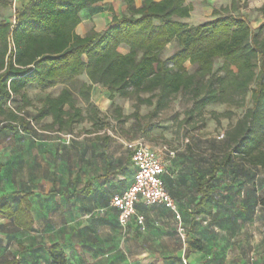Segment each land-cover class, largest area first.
Segmentation results:
<instances>
[{
  "label": "trees",
  "instance_id": "16d2710c",
  "mask_svg": "<svg viewBox=\"0 0 264 264\" xmlns=\"http://www.w3.org/2000/svg\"><path fill=\"white\" fill-rule=\"evenodd\" d=\"M101 1L32 0L17 8L14 16L0 17V137L9 131L35 133L38 128L70 134L86 120L70 90L84 75L90 83H82L78 93L85 103H90L94 87L106 89L111 99H135L131 115L123 116L120 109L116 112L120 122L134 119L139 130L140 121L145 118L139 114L141 106L152 108L147 117L154 118L178 95L189 92L194 107L183 121L187 124L210 106L243 108L250 93V107L226 131L218 154L209 156L205 171L195 168L194 159L190 169L186 155H175L171 160L174 164L180 157L182 167L192 173L190 189L198 196L189 213L192 228L198 217L214 222L221 210L230 211L239 196L240 208L247 214L245 222L264 216V193L252 174L253 169L264 170V6L258 9L263 21L256 30L241 14L246 7L241 0L215 9L212 21L197 26L182 21L193 12L186 0H143L139 8L135 0H125V14L113 16L102 33L92 31L84 37L77 34L81 12ZM12 6V0H0V8ZM171 44H176L177 50L164 59ZM121 48L128 52H121ZM218 61L222 65L216 69ZM59 85L64 86L59 95L48 96L39 107L28 96L31 89L47 91ZM221 116L231 118L232 113ZM46 119L51 122L42 123ZM89 121L91 133L108 143L110 137L100 133L110 124L100 117L97 108L91 107ZM187 148L191 150V145ZM167 174L168 168L163 179L177 206L167 187ZM116 194L119 193L110 195V204ZM30 198V193L24 194L15 211L7 204L0 206V211L7 218H14L15 226L23 231H31L34 226ZM227 200L229 209L223 207ZM146 207L165 209L177 221H183L178 206L180 220L162 205ZM144 227L146 231L145 218ZM129 228L123 231L128 233ZM188 243L192 251L205 248L196 239H189ZM46 252L47 264H67L59 244ZM0 264L23 263L13 257L0 260Z\"/></svg>",
  "mask_w": 264,
  "mask_h": 264
},
{
  "label": "crops",
  "instance_id": "0c3cea01",
  "mask_svg": "<svg viewBox=\"0 0 264 264\" xmlns=\"http://www.w3.org/2000/svg\"><path fill=\"white\" fill-rule=\"evenodd\" d=\"M30 1L15 0L23 5ZM108 1L81 12L77 34L86 36L79 27L102 16L101 4ZM142 1L135 0L137 8ZM63 88H34L28 96L39 107L40 101L58 96ZM2 142L8 146L5 155H0V206L7 204L15 211L22 196L30 193L34 220L32 230L23 231L15 226L14 218L0 211V235L8 246L5 259L19 257L23 264H47L46 250L59 244L67 264H240L254 258L264 264V218L254 217L238 232L235 219L227 212L214 222L198 217L192 228L189 213L198 196L190 197L192 173L182 167L180 157L168 170L166 182L183 221H177L170 211L141 202L137 214L145 218L147 230H139L133 220L125 233L109 202L112 193H120L132 183V154L125 145H116L113 152L110 141L103 142L94 133L76 135L75 130L70 134L36 130L21 136L9 131L0 137V145ZM184 187L187 193L179 196L178 189ZM224 206L229 209V200ZM189 239L201 241L205 248L192 251Z\"/></svg>",
  "mask_w": 264,
  "mask_h": 264
},
{
  "label": "rangeland",
  "instance_id": "374dc122",
  "mask_svg": "<svg viewBox=\"0 0 264 264\" xmlns=\"http://www.w3.org/2000/svg\"><path fill=\"white\" fill-rule=\"evenodd\" d=\"M140 0H138L139 3ZM245 3V8L241 11L257 30L263 21L262 14L258 11L264 6V0H241ZM13 6L11 8L3 9L0 8V17L9 18L14 16L15 10L21 7L23 4L16 3L12 0ZM232 0H187V3L193 7V12L190 18L182 20L192 26H197L208 21H212L213 11L215 9L220 10L224 7L231 5ZM103 11L102 16L97 17L93 20H87L79 27V31L82 34L88 35L90 32L95 31L102 33L111 21L112 16L121 17L125 14V0H110L106 3L101 4ZM125 48H121L120 51L124 52ZM177 50L176 44L167 46L166 51L163 54L164 59L171 57ZM222 65L221 61L216 63V69ZM190 68V66H188ZM86 78L79 77L71 86L70 90L73 92L76 100V104L83 110V115L86 120L77 125L74 130L76 135L88 134L92 131V124L89 121L91 115V107H95L100 111V117L105 122L110 124V127L103 130L100 135H108L111 142V151L115 152L116 145L123 144L131 141H144L155 148L161 156L167 162L168 170L173 166L172 160L169 158L165 148L169 151H176V155H186L189 159L186 163L191 169V159L195 160V168L199 171H205L209 156L217 153L220 149L223 140L219 139L220 134H226V131L233 125L236 124L237 120L245 113L246 109L250 107L248 93L244 100L243 108H234L226 105L218 104L206 108L201 115H196L195 119L187 124H183L186 119L187 113L193 109L194 101L191 93H182L178 95L171 102L169 107L159 113L154 118H149L147 115L152 111V108L141 106L139 108V114L142 117L139 127L135 124L134 119L125 120L121 122L117 119V109H120L123 116H129L134 112L135 99L124 100L117 96L113 99H108V94L103 90L102 87H97L93 95H90V103L87 104L79 95L78 90L82 83H86ZM60 89V88H58ZM143 97H147L143 95ZM110 101V103H109ZM107 103V104H106ZM106 105V106H105ZM225 113H232L231 118H225L221 115ZM49 119H46L42 123H46ZM37 130L40 131L38 128ZM18 134V133H17ZM18 135L21 136V133ZM42 135V134H39ZM62 139V137H60ZM10 145V144H9ZM60 145V144H59ZM191 145V150L187 148ZM8 145H4L2 142L0 145V155H5L7 152ZM47 148V146H46ZM14 154V153H13ZM19 155V151L15 152ZM28 155L30 153L28 152ZM252 174L255 175V179L258 184V188L261 193H264V170L253 169ZM187 187L178 189L177 193L179 196H183L187 193ZM225 194L224 188H222ZM238 189V188H237ZM193 197L194 192L190 189L189 192ZM242 196L236 197V204L230 206V211L221 210L220 215H227L229 212L230 216L235 219L237 230L240 231L239 227L244 228L245 221L247 219L246 210L240 208V201ZM259 217V216H258ZM264 218L263 214L260 216ZM7 240L3 239L0 235V260L5 259L8 246ZM237 261L235 262V264ZM240 264H261L255 260L247 259Z\"/></svg>",
  "mask_w": 264,
  "mask_h": 264
},
{
  "label": "built area",
  "instance_id": "2783aa9c",
  "mask_svg": "<svg viewBox=\"0 0 264 264\" xmlns=\"http://www.w3.org/2000/svg\"><path fill=\"white\" fill-rule=\"evenodd\" d=\"M224 134L219 135L222 139ZM132 154L134 174L132 183L122 193L116 194L111 199V207L118 213L120 227L127 231L131 222L136 221L144 231V218L137 215V205L144 203L147 206L162 205L172 210L180 220L174 199L167 192L164 175L167 173V162L161 154L144 141H131L125 144ZM166 152L170 159L174 158L176 151Z\"/></svg>",
  "mask_w": 264,
  "mask_h": 264
}]
</instances>
